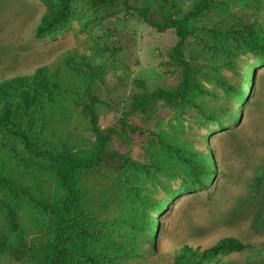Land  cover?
I'll return each mask as SVG.
<instances>
[{
    "label": "rangeland",
    "instance_id": "374dc122",
    "mask_svg": "<svg viewBox=\"0 0 264 264\" xmlns=\"http://www.w3.org/2000/svg\"><path fill=\"white\" fill-rule=\"evenodd\" d=\"M126 1L76 0L66 27L54 36L39 38L35 29L46 10L45 2L0 0V80L34 71L42 64H63L69 50L103 64L101 78L78 104H72L58 127L63 129L61 140L71 146L91 145L96 139L87 108L91 105L102 131L113 129L101 165L84 175L83 188L100 217L119 218L123 232L135 234L142 254L126 264H167L182 245L204 247L226 235L258 248L254 253L247 249L232 252L212 264H254L264 258V224L262 232L251 227L264 192L263 198H254L250 192L264 162V55L245 51L240 57L244 77L230 73L237 90L247 95L252 87L249 65L256 68L255 90L249 100L245 95L224 93L204 80L216 96L193 94L207 109H227L221 112L225 128L205 121L193 106L166 99L157 100L152 113H129L127 125L122 126L135 97L157 87L175 90L183 78L182 64L171 56L178 40L174 29L158 31L148 19L185 17L203 0H167L166 6L163 0ZM208 1L209 8L189 17L192 34L184 49L186 57L192 54L193 41H203V27L238 26L247 37L264 40V0ZM196 78L200 80V74ZM73 79L77 84L84 81ZM162 138L211 155L217 171L207 188L184 190L187 166ZM33 171L39 173L46 195H51L56 187L54 174ZM25 182L32 186V176L25 177ZM21 215L23 248L0 252V264H43L35 248L50 238L49 219L32 204L24 206ZM148 218L158 219L157 226L151 224L152 232ZM2 222L0 212V226Z\"/></svg>",
    "mask_w": 264,
    "mask_h": 264
},
{
    "label": "trees",
    "instance_id": "16d2710c",
    "mask_svg": "<svg viewBox=\"0 0 264 264\" xmlns=\"http://www.w3.org/2000/svg\"><path fill=\"white\" fill-rule=\"evenodd\" d=\"M42 1L46 10L35 29L39 38L54 36L66 27L75 13L76 0ZM87 1L106 3L111 0ZM162 3L166 6L167 0ZM209 6L210 2L203 0L185 17L166 15L162 21L148 19L158 31L174 29L178 40L171 56L182 64L183 78L175 90L157 87L152 92L145 91L135 97L131 108L124 113L122 126L127 125L125 118L129 113H152L153 104L159 99H166L193 106L205 121H216L221 128H225L221 112L227 109H207L193 94L216 96L204 83L213 82L224 93H236L242 98L245 92L237 90L230 73L244 77L241 54L253 51L264 55V40L247 37L238 26L225 29L203 27V41H191L195 44L194 49L190 57H186L184 49L192 34L189 17L200 15ZM215 39L221 44L213 42ZM249 68L252 87L245 95L246 100L254 93L257 76L256 68L253 65ZM103 72L100 61L77 50H69L64 55L63 64H42L34 71L16 73L0 80V212L3 216L0 252L9 248L22 250L25 228L21 210L32 204V208L49 219L50 238L35 248L42 256L43 264H126L127 260L142 254L135 234L124 233L118 226L119 218L100 217L83 188L84 175L101 165L113 129L106 133L102 131L97 124L96 110L91 105L87 108L96 134L91 145L71 146L67 140H61L63 129L58 127L64 117L67 119L72 104H78L89 94ZM197 74H200V80L196 78ZM73 76L84 81L77 84ZM229 112L234 118V113ZM238 112L241 114L242 109ZM162 142L187 166L184 190L207 188L217 171L211 155L166 138H162ZM33 170L54 174L56 187L51 195H46L38 179L39 173ZM28 176H32V186L25 182ZM250 192L254 198H263L264 162L250 185ZM261 202L262 205L257 206L259 214L251 219V227L257 232H262L264 224V200ZM148 222L152 232L151 224L157 226L158 219L148 218ZM256 248L258 245L255 243L226 235L204 247L182 245L167 264H212L232 252L247 249L254 253ZM254 262L264 264V258Z\"/></svg>",
    "mask_w": 264,
    "mask_h": 264
}]
</instances>
